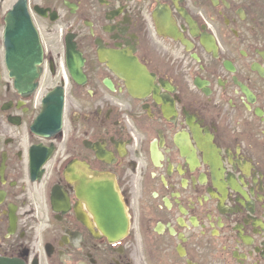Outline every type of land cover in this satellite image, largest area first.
Masks as SVG:
<instances>
[{
	"label": "flooded vegetation",
	"instance_id": "flooded-vegetation-1",
	"mask_svg": "<svg viewBox=\"0 0 264 264\" xmlns=\"http://www.w3.org/2000/svg\"><path fill=\"white\" fill-rule=\"evenodd\" d=\"M0 257L264 264V0H0Z\"/></svg>",
	"mask_w": 264,
	"mask_h": 264
},
{
	"label": "water",
	"instance_id": "water-1",
	"mask_svg": "<svg viewBox=\"0 0 264 264\" xmlns=\"http://www.w3.org/2000/svg\"><path fill=\"white\" fill-rule=\"evenodd\" d=\"M18 31H20L18 28H14L12 35H8L6 32V42H7L6 44H8V46L12 48L14 51H17L19 48L27 45V43L24 41L22 37V34ZM121 219H122V215H121ZM0 264H23V263L16 259L0 257Z\"/></svg>",
	"mask_w": 264,
	"mask_h": 264
}]
</instances>
